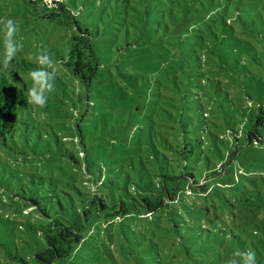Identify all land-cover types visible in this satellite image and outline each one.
<instances>
[{
    "label": "rangeland",
    "instance_id": "1",
    "mask_svg": "<svg viewBox=\"0 0 264 264\" xmlns=\"http://www.w3.org/2000/svg\"><path fill=\"white\" fill-rule=\"evenodd\" d=\"M64 2L85 27L93 18L102 25L94 37L102 64L89 87L80 83L63 63L71 48V36L76 32L73 26L30 20L43 10L41 5L28 0H0V74L20 95L17 114L24 131L17 141L21 153L0 142V214L13 222L34 224L44 230L48 222L20 198L35 194L39 188H61L74 199L78 195L76 189L94 194L89 178L94 179L100 170L103 179L114 182L106 188L109 198L126 204L127 191L137 199L142 189L150 188L145 177L151 157L157 164L166 157L176 160L178 166H188L186 172L193 173L199 185H206L207 199L194 203L200 207L207 203L209 210L199 218L202 221L192 223L194 230H175L176 216L168 217L165 225L158 213L145 214L143 209L133 206L130 218L109 219L105 222L108 230L97 235H111V246L90 239L56 264H225L241 249L232 244L229 235L224 239L223 229L210 221L218 220L229 227L247 220L264 225V206L254 193L250 194L249 187L251 184L264 196V189L260 188L264 186V149L248 144L238 146L226 127L224 117H229V112L223 115L217 107H210L208 94L224 92L233 99L236 90L226 86L222 78L234 81L242 90H264L263 81L259 80L264 77V63L253 59L255 50L258 56L260 52L264 56V0H249L246 4L256 7L252 11L257 20L252 37L245 31L246 0ZM178 2L190 4L191 13L185 9L177 11ZM104 4H122L125 13L110 16L105 13ZM165 5L176 8L177 15L185 13L189 18V30L174 33L171 43V33L158 24L165 22L159 15ZM8 21L14 22L15 40L20 48L5 67L6 38L11 36L12 28ZM168 22L166 17L165 23ZM243 42L249 46V52L243 48ZM41 51L52 55L57 68L54 91L48 94L43 109L26 101L27 89L32 86L28 74L37 68L35 55ZM26 62L32 63L33 68L27 69ZM238 77L243 85L238 84ZM247 105L255 108L256 102L252 100L240 112L236 111L235 126L245 127L251 109ZM186 136L203 140L194 146L177 145L180 151L185 148L184 156H174L166 150V143L178 144V139ZM216 146L221 154L214 152L218 150ZM81 150L85 158L80 155ZM70 155L74 159H69ZM216 166L221 169L214 172ZM245 197L251 203L240 207ZM163 226L169 239H162L167 236L161 230ZM159 232L165 243L161 248ZM15 236L17 242L10 240L9 245L13 254L21 244H33L36 235L21 229ZM1 254L5 255L3 251Z\"/></svg>",
    "mask_w": 264,
    "mask_h": 264
},
{
    "label": "trees",
    "instance_id": "2",
    "mask_svg": "<svg viewBox=\"0 0 264 264\" xmlns=\"http://www.w3.org/2000/svg\"><path fill=\"white\" fill-rule=\"evenodd\" d=\"M28 1L37 6L41 5V10H43L30 20L49 22L56 26L69 25L76 29V32L74 30L75 34L71 36V48L67 59L63 60V63L80 83L86 87L91 86L102 64L94 45V37L101 31L100 26L102 25L96 21V18H93L91 24L85 27L64 0H53L51 3H47L45 0ZM248 1L246 0L245 5L248 4ZM178 4L180 6L179 9L173 8L172 6L168 8L165 5L159 13L163 21L166 22V17L169 20L168 23L158 21V24H161L160 26H162L163 31L171 33L168 37L170 43L174 38V33L186 32L190 28L188 15L185 13L177 15L174 9L179 12H184L185 9L191 13V6L190 4H184L182 2H178ZM121 5L117 4L116 7H112L104 4L103 7L107 9L105 13L110 16H118L125 13L121 10ZM200 5L204 4L201 3ZM255 8L253 4L246 5L243 8L244 17H246L245 31L249 33L247 36L251 37L255 34L257 22L254 16L255 13L252 14ZM236 10L239 11L237 6ZM103 25L105 26V23ZM169 25L172 26V29H169ZM104 29L106 30L105 27L102 28V30ZM261 35L262 33H260ZM173 48L170 50L171 53L173 52ZM243 48L246 52L250 51L249 46L245 42H243ZM174 50L176 49L174 48ZM254 52V61L258 64H261V61L264 63L262 52H260L259 56L256 50ZM173 55L175 54L173 53ZM25 67L32 69L33 64L26 62ZM222 79L226 86H231L236 90L233 92V99L227 98L224 92L215 93L211 96L208 94L209 100L207 102L209 106L217 107L219 112L223 111V115L229 112V117H224L226 127L229 130L230 136L235 137L233 141H236L238 146L248 144L255 149H264L262 147L264 145V90L250 89L249 91L248 88L242 90L234 85V81ZM237 80L238 84H244L239 77ZM259 80L263 81L264 85V77L260 76ZM209 81L212 82V80ZM235 82L237 81L235 80ZM197 90L199 91V88ZM19 96V93L8 81L7 77L0 74V142L7 149L12 150L15 148L21 153L17 145L20 133L23 131L20 127L21 121L17 114L18 108L21 105L18 100ZM252 100L256 102V107L253 108L247 105L248 108H251L248 121L244 125L245 127H240L239 125L238 128L235 126L234 114H236V111L240 112ZM88 102L90 101L88 100ZM202 140L200 137L193 138L186 136L185 139H178V144L174 143L172 145L171 143H166V150L174 154V156H184L186 153L185 148L180 151L178 150L179 146H194ZM85 148L83 147V149ZM216 148L218 150H214V152L221 154V150L217 146ZM80 155L84 158L86 157L85 152L82 150L80 151ZM69 159L74 158L70 155ZM153 160L151 157L150 167L145 177L150 188L142 189L140 187L142 193H138L139 198L137 199L127 191L128 203L126 204L123 202L117 204L109 198L106 188L108 184L112 185L114 182L103 179L102 170L99 171V174L94 179L89 178L91 181L90 184L94 185V194L84 190L80 192L76 189L78 195L74 199L68 191L62 190L61 188L51 189L50 191H47L45 188H39L35 191V194H30V196L25 195L26 198L25 196L24 198H20L16 194V197L23 199L27 205L33 208V213L36 212L39 217L45 219L48 225L44 230H40L34 224L16 223L9 219V217H3L0 214V263L2 261H10L18 264H29V262L36 264H56L57 261L67 257L78 248H81L90 239H99L104 244L111 246L109 245L111 235H105V237L100 238L97 235H101L105 230H108L109 225H105V222L109 219L113 220L112 218L115 216L120 218L124 216L125 219L130 218L129 215L133 206H137V209H143L145 214L153 215V213H158L160 215L159 219L162 218L163 222H166L165 225L167 224L168 217L171 215L176 216L178 226H174L175 230L178 228H180L178 231L186 230L189 232L194 230L192 223L202 221L199 218L209 210L207 203L203 207L196 206V203H194L199 199H207L208 195L205 194L208 192L205 190L206 185L204 183L199 185L195 180V175L191 172H186L188 166H178L177 161L174 159L165 157L161 164L154 163ZM158 162H161L159 158ZM220 169L221 166H216L214 172ZM249 187L251 188L250 194L254 193L256 200L264 206L263 194L259 189L255 191V187L251 186V184H249ZM260 188L264 189V186ZM189 198L192 200L189 201ZM246 202L251 203V199L249 197L248 199L245 197L244 201L241 199L239 206L243 207L247 205ZM182 211L184 214H182ZM182 218L183 220H181ZM210 222L215 227L223 229L225 232L224 239L229 235L234 246L238 244L241 250L251 249L255 251L257 264H264V225H258L250 220L244 221L242 224L235 223L233 227H229L225 223L221 224L218 220H211ZM21 229L30 230L36 236L33 239V244L29 245V243L25 244L22 242L23 244L20 245L19 250L13 254L9 250L10 240L17 242L15 233ZM161 230L167 236L162 237V232L157 233L160 236V240L158 241V247L160 248L165 246L162 239L170 238L169 234H167L166 226H163ZM151 231L153 232V230ZM229 250H232L231 247H229ZM2 251L5 253V255L3 254L4 257L1 254Z\"/></svg>",
    "mask_w": 264,
    "mask_h": 264
},
{
    "label": "clouds",
    "instance_id": "3",
    "mask_svg": "<svg viewBox=\"0 0 264 264\" xmlns=\"http://www.w3.org/2000/svg\"><path fill=\"white\" fill-rule=\"evenodd\" d=\"M8 25L12 26V28L11 36L6 38L5 67L20 48V45L15 40L17 29L14 26V22L8 21ZM35 62L37 68L28 74L32 81V86L27 89V103L33 105L34 108L43 109L47 105L48 94L54 91L57 68L52 55L46 51H41L35 55ZM225 264H257L256 253L251 249L237 250L225 261Z\"/></svg>",
    "mask_w": 264,
    "mask_h": 264
}]
</instances>
